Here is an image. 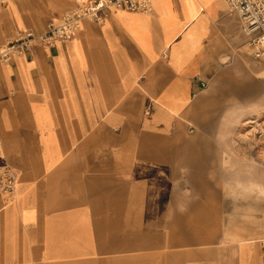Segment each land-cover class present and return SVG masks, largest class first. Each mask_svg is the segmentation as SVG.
<instances>
[{
	"label": "crops",
	"instance_id": "0c3cea01",
	"mask_svg": "<svg viewBox=\"0 0 264 264\" xmlns=\"http://www.w3.org/2000/svg\"><path fill=\"white\" fill-rule=\"evenodd\" d=\"M80 1L0 0V46ZM247 40L224 0H152L150 12L83 19L69 40L0 61V166L17 174L13 203L0 193V264H58L77 247L101 264L109 250L150 249L160 219L173 215L182 159L203 152L193 127L219 122L227 107L264 113V57ZM108 216L135 228L109 246ZM258 241L264 264L262 229Z\"/></svg>",
	"mask_w": 264,
	"mask_h": 264
},
{
	"label": "rangeland",
	"instance_id": "374dc122",
	"mask_svg": "<svg viewBox=\"0 0 264 264\" xmlns=\"http://www.w3.org/2000/svg\"><path fill=\"white\" fill-rule=\"evenodd\" d=\"M219 119L189 133L202 136L203 152L182 159L172 186L173 215L160 219L150 249L109 250L101 264H259L261 229L264 234V113L250 115L243 106L227 107ZM74 220L78 246L85 219L81 215ZM146 220L141 218V228ZM86 221L98 236L97 219ZM134 229L124 218L108 216L101 234L109 246ZM243 242L248 244L246 259L239 251ZM69 254L59 257L58 264H100L78 247Z\"/></svg>",
	"mask_w": 264,
	"mask_h": 264
},
{
	"label": "built area",
	"instance_id": "2783aa9c",
	"mask_svg": "<svg viewBox=\"0 0 264 264\" xmlns=\"http://www.w3.org/2000/svg\"><path fill=\"white\" fill-rule=\"evenodd\" d=\"M229 9L239 14L240 27L248 37L247 45L253 56L264 57V0H225ZM150 12L152 0H82L66 11L56 23H49L44 31L21 30L0 46V61L9 62L14 53L22 54L37 45L51 46L72 38L83 19L100 23L111 11ZM16 171L9 165L0 166V193L5 201L16 198Z\"/></svg>",
	"mask_w": 264,
	"mask_h": 264
},
{
	"label": "bare ground",
	"instance_id": "6f19581e",
	"mask_svg": "<svg viewBox=\"0 0 264 264\" xmlns=\"http://www.w3.org/2000/svg\"><path fill=\"white\" fill-rule=\"evenodd\" d=\"M225 1V0H224Z\"/></svg>",
	"mask_w": 264,
	"mask_h": 264
}]
</instances>
